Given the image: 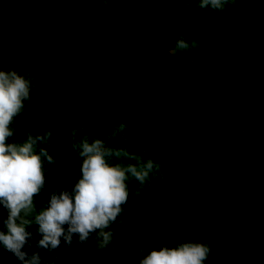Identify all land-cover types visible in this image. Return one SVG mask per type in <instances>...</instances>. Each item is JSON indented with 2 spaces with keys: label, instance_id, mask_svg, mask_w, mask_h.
Here are the masks:
<instances>
[{
  "label": "trees",
  "instance_id": "1",
  "mask_svg": "<svg viewBox=\"0 0 264 264\" xmlns=\"http://www.w3.org/2000/svg\"><path fill=\"white\" fill-rule=\"evenodd\" d=\"M83 1L88 4L89 1L95 0ZM101 1L108 2L111 8L117 6V3L112 2L114 0ZM152 2H158L160 6H156L155 3L150 5ZM198 2L199 0H131L130 4L118 3L116 10L119 11V15L114 10L108 9V13L104 14L105 23L101 28L96 29L90 27L81 18L87 8L80 3V0L78 2L66 0L62 8L55 0L54 6L58 9L54 10L55 14L50 23L25 37L15 33L7 36L10 40H17L19 45L5 51L1 58L4 60L19 58L37 41H51L60 36L78 35L77 37L85 44L84 49H62L48 60V64L52 61L68 59L73 62L72 65L67 66L68 76L65 81L60 76H57V81L54 83L43 77L38 79L35 102L52 120V124L48 127L24 124L15 128L16 140L25 138L27 132L36 135L51 131L54 134L53 140L47 145H41L46 147L49 154L57 161L47 174L46 193L50 192L51 188L63 190L67 187L71 190L72 182L79 177L81 161L79 163L75 161L72 165L69 164L70 168L63 169L65 164L62 159L68 155L71 147L72 127L82 126L86 132L89 126L93 127L92 121L96 117L97 110L89 101L83 100V91L74 82L80 74L88 81H92L94 75L101 73L100 64L103 57H109L113 38L127 37L124 39V47L134 43L138 48L143 43V37L135 40L131 32L148 27L147 30L158 39L155 43L156 48H152V52L159 49L157 47L161 41H168L167 45L170 46L168 49L171 51L173 46L170 44H174L178 35L182 34V30L187 28L186 38L189 40L195 38L198 46L187 52L164 53L180 56L170 61V67L165 65L164 68L171 70L174 66L178 69L176 74L180 76L179 81L183 80L187 86L185 93L188 88L194 86L196 78L205 74V71L193 70L194 63L199 62L196 61L195 55L203 57L204 66L211 67L228 49L238 48L241 51L246 47H252L258 39L254 34L258 26L254 27L253 22L243 27L242 15L235 4L226 6L222 11L234 14L233 20L231 19L229 23L231 27L228 29V21L215 19L212 21L214 15L221 12L211 9L200 10L196 8ZM29 3L17 12L23 16L32 12L31 14L36 16L45 6L43 0H31ZM145 3L149 4L150 10H142ZM120 4L124 8L118 9ZM126 6H132L135 10L128 11ZM137 6L138 11H136ZM47 8L52 9L49 6ZM257 23L262 25L260 21ZM166 25H171L172 32H169ZM139 53L140 51L136 54L128 53L124 59L117 61V64L129 67L125 73V84L128 87L130 84L138 85L140 91L144 92L146 101L153 106L164 104L166 101L164 95L160 94L159 99L156 100L154 89L162 88L168 79L166 77L162 79L163 76L157 81L145 78L157 77V70L151 75L150 73L152 69H157L161 56L157 62H149L147 66L129 61L130 58L133 59V55L136 59L141 58ZM142 68L145 72L139 75L138 69ZM111 75L115 76L114 73ZM129 75L132 77L130 78ZM165 95L171 100L174 99L173 93ZM185 96L189 97V93ZM165 112V115L161 112L160 116L158 111V114L151 118V123L150 118L141 114L138 115L140 118L136 123L129 121L138 132L132 145L125 148L130 152L141 154L147 152L156 160L163 161L164 176L163 181L156 179L157 185L151 189V192L159 195L161 200H156L154 195L148 197L150 189L147 187L137 196V183L133 181L129 184V198L123 213L125 223L119 226L113 225L111 229L115 244L123 251L141 257L138 254L140 247L145 249L144 255H147L154 247L161 244L171 247L188 240L207 242L212 236L214 239H210L208 243L213 251L206 264H264V252L257 251V248L264 244L262 190L236 185L227 176L230 175L229 167L235 165L231 163L235 159L255 160L264 154V115L261 119L262 123L257 124L248 119V117L252 119L256 113L247 116L238 115L231 121L217 122L175 116L176 122L178 119H183L176 124L169 122L168 116L171 112ZM183 123V128L178 132L176 125ZM216 137L220 139L216 140ZM98 138L103 139L99 136ZM46 199L45 193L36 197L38 206ZM165 204H168V207H165ZM242 238L249 243V247ZM39 239L34 236L32 243L35 244ZM24 251L31 253L27 246ZM38 251L45 262L52 260L56 255L62 257V261L57 260L55 264H94L96 256L94 238H89L85 244L74 243L71 247H65V242L62 240L61 245L53 252ZM0 264H20V262L11 254L5 255L0 249Z\"/></svg>",
  "mask_w": 264,
  "mask_h": 264
},
{
  "label": "rangeland",
  "instance_id": "2",
  "mask_svg": "<svg viewBox=\"0 0 264 264\" xmlns=\"http://www.w3.org/2000/svg\"><path fill=\"white\" fill-rule=\"evenodd\" d=\"M29 1L31 0H0V59L5 54V51L16 48L19 45L17 40H10L7 37L9 34L15 33L22 37L29 35L34 30L50 23L55 14L54 10L58 9L54 6L55 0H43L45 6L42 7L40 14L36 16L32 15V12L24 16L19 14L17 11L29 5ZM56 1L60 3V8L66 4V0ZM112 2L117 3L116 5L118 6V3L127 2L130 4L131 0H114ZM80 3L87 8L81 18L92 28L97 29L98 27H102L105 23L104 14L108 13V9L114 10L119 15V11L116 10L117 6L111 8L110 4L106 1L95 0L94 2L89 1L88 4H85L83 0H80ZM154 3L156 6H160L158 2H152L150 5H154ZM235 5L242 15L244 21L243 27L253 22L254 27L258 26V30L254 32L258 36V39L255 40L252 47H246L241 51L238 48L235 50L228 49L217 60L216 64L211 67L204 66L202 64L203 57L195 55L196 61L199 62L194 63L193 70L205 71V74L203 73L200 77L196 78L194 86L188 88L186 93L187 86L183 80L182 82L179 81L180 76L177 75L178 69H175L174 66L171 70H165L164 68L165 65L170 67V61L180 57L169 54L172 51L168 49L170 47L167 45L169 44L168 41H161V44L157 47L159 49L156 52H152V48H156L155 43H157L158 39L147 30L148 27H142L143 31L136 29L131 32L135 40L143 37V43L138 48L135 47L134 43H130L128 47H124V39L127 37L121 38L120 36L119 39L113 38L111 42L112 50L109 52V57H103L100 64L101 73L94 75V80L92 81H88L85 76L80 74L74 82L76 86L82 89L83 100L89 101L91 106L97 110L96 117L92 121L93 127L89 126L88 130H86L90 138L92 136L98 138L99 136L105 139L113 125L123 122L128 126L126 130L128 141L124 142L118 137L115 141L109 143L111 146H130L138 132L137 128L134 129L132 122L136 123L138 118H140L138 115L141 114L146 118H150L151 123V118L158 114V111L160 112V116L161 112L163 115L166 114L165 111L171 112L168 117L169 122L172 123L176 122L174 121L175 116L187 119L216 120L217 122L231 121L237 118L238 115L247 116L253 113H256L255 116L252 119L248 117V119L254 124L262 123L261 119L264 115V0H236ZM47 6L52 9H48ZM138 6L142 7L141 5ZM138 6L136 11H138ZM126 7L128 11L135 10L132 6ZM122 8L124 6L120 4L118 9ZM144 9L150 10L149 4L145 3L142 7V10ZM233 17L234 14L221 12L215 14L212 21L214 19L217 21H228L227 27L230 29L229 23H231ZM258 21L262 25H259ZM166 28L169 32H172L171 25H166ZM243 31L245 32V30ZM77 36H60L51 41H37L32 48L19 58L12 60L1 59L0 70L14 69L21 74L29 72L35 77L36 86L39 81L38 79L42 77L54 83L57 81V76H60L65 81L68 76L66 70L73 62L68 59L58 62L52 61L48 64V60L62 49H84V42ZM258 49L259 51H256ZM139 51L141 58L136 59V56L133 55V59L130 58L129 61L131 60L132 63L136 62L139 65L147 66L149 62H157L161 56L157 69H152L153 71L150 73L151 75L157 70V77L147 76L145 78L157 81L163 76L162 79L165 77L168 79L166 85L162 86V88L154 89L156 100L159 99L160 94L164 95V101L166 100L164 104L153 106L150 102L146 101L144 92L140 91L138 85L130 84L128 87L125 84V73L129 70V67L126 68L123 65H119L117 61L124 59L128 53L135 52L136 54ZM166 52L169 53L164 54ZM144 72V68L138 69L139 75L144 74ZM113 73L115 76L111 75ZM138 73H136V76H138ZM129 77L131 78L132 76L129 75ZM59 85H62V83H59ZM35 88L31 93L30 101L25 104L23 113L16 117L12 125L14 129L24 124H33L40 127H48L52 124V120L35 102ZM166 93H173L174 99H169L170 97L166 96ZM187 93H189V97L185 96ZM181 120L183 119H178L176 124ZM176 126L179 132V129L183 128L184 123ZM215 139L220 138L216 137ZM153 142L157 144L156 141ZM62 160L65 164L63 169L70 168L69 164L72 165L75 161L78 163L81 161L72 147H70L68 155L64 156ZM231 163L235 165L229 167L230 175H227L228 178L233 183L235 182L236 185L239 184L248 189H261L262 198L264 199V154L255 160L235 159ZM156 185V179H154L152 184L147 186L150 189L148 197L154 195L151 189ZM53 189L57 188H51L50 192ZM154 196L156 200H161L159 195ZM165 207H168V204H165ZM6 216V210L0 205V229L3 228V220ZM29 230L33 232L37 239L41 238L36 233L35 228ZM210 239L214 238L210 236L207 242ZM242 240L249 247V243L244 238ZM113 244L115 245L114 250L112 245L101 251L96 250L94 264H138L141 257L133 256L123 251L115 244L114 240ZM257 251L264 252V244L262 247L257 248Z\"/></svg>",
  "mask_w": 264,
  "mask_h": 264
},
{
  "label": "clouds",
  "instance_id": "3",
  "mask_svg": "<svg viewBox=\"0 0 264 264\" xmlns=\"http://www.w3.org/2000/svg\"><path fill=\"white\" fill-rule=\"evenodd\" d=\"M236 0H199L196 8L217 12ZM187 28L182 30L173 47V53L187 52L196 48L195 38H186ZM36 87L31 73L0 70V205L7 212L0 229V249L11 254L20 264H55L62 257L56 255L50 261H43L38 250L53 252L65 242V247L74 243L85 244L94 238L97 251L113 244V225L125 223L123 213L129 198V184L138 185L139 196L154 179L163 181V161H158L149 153L130 152L122 146H111L109 142H127V124L113 125L105 139L86 133L83 127L70 130L71 147L81 160L79 177L69 190L53 189L45 192L47 174L57 164L46 147L54 134L45 131L34 135L25 133V138L14 139L12 127L20 116L26 102ZM45 193L47 199L39 207L36 197ZM35 228L41 237L35 244ZM76 237V239H74ZM27 246L31 253L24 251ZM140 247L138 264H206L212 248L206 241L164 244L154 247L147 255Z\"/></svg>",
  "mask_w": 264,
  "mask_h": 264
}]
</instances>
